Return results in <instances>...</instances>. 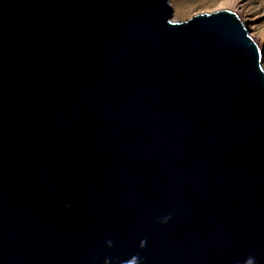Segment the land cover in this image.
<instances>
[{"label": "water", "instance_id": "1", "mask_svg": "<svg viewBox=\"0 0 264 264\" xmlns=\"http://www.w3.org/2000/svg\"><path fill=\"white\" fill-rule=\"evenodd\" d=\"M172 13L0 0V264H264L261 48Z\"/></svg>", "mask_w": 264, "mask_h": 264}, {"label": "rangeland", "instance_id": "2", "mask_svg": "<svg viewBox=\"0 0 264 264\" xmlns=\"http://www.w3.org/2000/svg\"><path fill=\"white\" fill-rule=\"evenodd\" d=\"M169 2L173 8V18L180 21L200 12L217 9L235 11L249 26L251 35L257 42L261 41V44H258L264 65V0H169Z\"/></svg>", "mask_w": 264, "mask_h": 264}, {"label": "clouds", "instance_id": "3", "mask_svg": "<svg viewBox=\"0 0 264 264\" xmlns=\"http://www.w3.org/2000/svg\"><path fill=\"white\" fill-rule=\"evenodd\" d=\"M70 207V206H68ZM170 219V216H165L163 218L160 219V223H167L168 220ZM107 243V246L109 248L112 247V242L109 240L106 242ZM146 246V241H141V247H145ZM105 264H109V261L106 260L105 261ZM133 264H143V261H142V258L137 255L136 257H134V260H133ZM245 264H256V260H255V257L254 256H251L249 255L246 260H245Z\"/></svg>", "mask_w": 264, "mask_h": 264}, {"label": "bare ground", "instance_id": "4", "mask_svg": "<svg viewBox=\"0 0 264 264\" xmlns=\"http://www.w3.org/2000/svg\"><path fill=\"white\" fill-rule=\"evenodd\" d=\"M254 34V33H253ZM255 35V34H254ZM259 39V38H258ZM258 43L261 44V41L258 40Z\"/></svg>", "mask_w": 264, "mask_h": 264}]
</instances>
